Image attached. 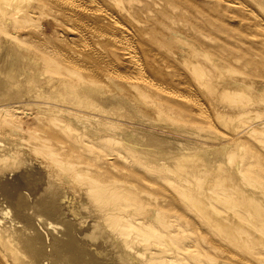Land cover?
Segmentation results:
<instances>
[{"label":"bare ground","instance_id":"6f19581e","mask_svg":"<svg viewBox=\"0 0 264 264\" xmlns=\"http://www.w3.org/2000/svg\"><path fill=\"white\" fill-rule=\"evenodd\" d=\"M155 5L153 0H0V40L3 42L0 45V91L30 86L34 81H41L49 93L56 90L58 85L65 87L75 103L80 104L79 101L85 97L83 101L97 102L107 110L120 107L139 114L141 112L136 110L135 102L128 100L122 93L131 89L138 100L151 102L161 113H201L204 104L194 92L193 95L190 94L192 91L189 87L176 91L168 87L169 85L165 86L163 80L153 74L155 68L142 39L144 14L154 11ZM43 15H46L55 27H66V35L56 33L57 39H49L50 34L44 32L42 26L36 22V18ZM10 26L14 27L16 33L10 32ZM199 47L197 48L204 51L208 58L206 48ZM31 72L35 74L32 75ZM156 72L159 76V71ZM58 94L56 93L60 96ZM51 98H47V103H57L60 97ZM225 98L232 100L227 95ZM245 109L240 105L235 117H244ZM42 111L49 114L46 108ZM208 117H205V120ZM235 117L225 113L216 118L229 128V123L232 125ZM47 119L53 121L52 118ZM82 127L79 128L81 131ZM64 130L68 140H60L59 144L62 146L56 153L46 156L56 165L59 172L66 170L69 179L72 182L76 180L85 190L80 201L74 198L69 200L66 198L69 194L62 193L63 197L58 201L60 216L57 214L55 220V213L53 214L54 220L58 222L55 240L63 238V242L65 241L62 245H57L61 252L60 262L80 264L78 251L82 248L75 245L79 241L67 238H71V232L77 224L74 220L77 213L75 204L86 208V204L92 203L91 206L96 208V211L90 209L91 213L94 211L90 223L92 231L85 233V236L96 238L110 228L109 231L115 239L112 243L127 248L126 252L123 251L124 255H120L122 264H184L190 249L200 251L197 247V235L196 240L191 238L187 242L177 239L178 228L175 227L174 220L169 221L166 218L177 219L178 215H181L178 210L180 203L190 205L197 216H205L203 210H200L202 197L210 198L216 206L220 204L224 208L236 205L237 216H244L245 210H252L253 215L261 214V225L264 226V169H261L263 173H254L252 168L254 165L260 167L259 164L263 167L254 151L257 148L247 152L245 161V153L240 155L241 159L237 164L234 160L237 167L234 175H213L221 170L222 157L226 154L237 155L233 152V146L240 143L235 136L229 135L230 141L237 140L232 146L227 144L212 149L213 154L219 158L216 160L217 165H211L204 158L205 154L196 147L186 148L176 144L171 149L172 152H168L158 144L146 141L144 137H135L136 134L131 133L133 131H123L122 135L128 139L125 142L117 140L112 134L97 135L92 131L94 135L88 137L75 129ZM108 144L109 148H105ZM191 169L201 170L204 176H208L198 179L202 184L205 183L203 188L193 186L192 178L188 175ZM208 178L209 182L206 180ZM255 178L261 181L262 186L251 185L259 182H252ZM12 183L13 187H18L14 186L16 181ZM51 183L50 192L46 194L45 200L43 198L44 205L38 208L39 214L36 215L46 224H50L47 211L54 207L53 204L62 195L58 196V191L62 189ZM219 186H228L231 190L222 194L217 191ZM8 196L0 192V264H40V259L44 258L42 253L45 244L34 225H30V221L29 224L24 223L26 217L24 218L22 213L28 204L26 195L19 191L15 196L12 195L14 201L11 199L13 202L10 203L8 200L12 205L8 204L11 207L7 209L5 204L8 203ZM49 197L56 200H49ZM12 214L14 222L3 220L4 216ZM192 221L188 218L189 226L194 232ZM80 222L85 221L82 219ZM254 224L257 225L255 221ZM240 225L245 227L243 222ZM214 227L220 229L222 223L215 222ZM84 247L88 248L87 244ZM37 248L42 250H36ZM29 249L30 252H27Z\"/></svg>","mask_w":264,"mask_h":264},{"label":"rangeland","instance_id":"374dc122","mask_svg":"<svg viewBox=\"0 0 264 264\" xmlns=\"http://www.w3.org/2000/svg\"><path fill=\"white\" fill-rule=\"evenodd\" d=\"M153 1L156 3L154 11L144 14L145 25L142 39L155 68L153 74L159 80H163L165 86L169 85L168 87L176 91L189 87L192 91L190 94L195 93L194 95L204 104L203 111L206 113L203 111L195 115L187 111L161 113L151 102L138 100L131 89H126L122 93L128 100L135 102L136 110L141 112L140 115L133 110L128 112L127 109L120 107L107 110L97 102L83 101L85 97L79 101L80 104L75 103L72 101V96L68 94V90L61 85H58V88L54 89L50 95L51 93L42 86L41 81H34L30 86L0 91V192L9 195L7 200L5 198L8 202L5 204L7 209L14 201L12 195L15 196L18 191L25 193L28 204L22 213L23 217H26L24 223L29 224L30 221V225H34L36 231L42 235L45 244L42 253L44 258L40 259V264H65L60 262L61 252L57 246L65 241L63 242V238L55 240L58 227V222L55 221L56 215L60 216L61 212L58 201L62 199L64 193L69 194L66 196L69 200L74 198L80 201L84 196L83 188L85 187L79 185L76 180L72 182L66 170L59 172L56 165L46 156V154L56 153V150L62 146L59 144L60 140H68L64 128L75 129L88 137L94 134H112L111 136L117 140H125V142L128 139L122 135L123 131H133L131 133H135V137H144L146 141L154 145L158 144L168 152L176 144L186 148L196 147L205 154L204 158L211 165H217L216 160L219 158L213 154L212 149L227 144L232 146L237 140L230 141L229 138L235 136L240 143L233 146V152L237 155L226 154L228 157L226 155L222 157L224 171L221 168L218 174L213 175L224 173L234 175L237 161L240 162L241 159L240 155L246 154L245 161L247 152L254 150L255 147L257 149L254 151L263 167L259 164L260 167L254 165L252 168L254 173H263L261 169H264V1L236 0L234 3V0H216L219 3L215 0ZM256 21L260 22L254 23ZM36 22L42 26L41 29L44 32L50 34L49 39L52 40L57 39L56 33L64 36L68 31L66 27H55L46 15L36 18ZM11 27L10 32H15L14 27ZM1 41L0 45L3 44ZM199 46L206 48L208 58L204 55V51L198 49ZM156 71H159V76ZM31 74L34 75L35 72ZM182 79L185 80L182 81ZM54 92L59 93L60 96ZM225 95L229 96L233 102L228 101ZM50 97L51 99L60 97L59 102L47 103L49 102L47 98ZM240 105L246 108L245 116L248 117L241 116L242 119L235 117ZM43 108L49 110V114L44 113ZM225 113L235 117L234 123L232 125L229 123L230 130L216 118L219 114ZM48 117L53 121L48 120ZM205 117L210 119L205 120ZM81 127L82 131L79 129ZM125 145L129 146V144ZM109 146L108 144L105 148ZM188 175L192 178L194 187L201 189L205 186V183L203 186L198 180L208 177L204 176L201 170L191 169ZM149 176L154 179L153 176ZM209 179L206 180L209 182ZM13 181H16L14 186L18 185L19 188L13 187ZM256 181L259 180L257 178L252 180L257 183ZM50 183L62 189L58 191V196L63 194L53 204L54 207L49 210L50 213L47 211L50 224H46L36 215L39 214L38 208L44 205L43 198L45 200L46 194L50 192ZM260 184L261 181L251 185L262 186ZM230 190L228 186L217 188V191L222 194L229 193ZM76 193H79L78 196ZM1 199L4 200L3 197ZM201 200L203 204L200 210H203L205 216H197L190 205L180 203L178 210L181 215H178L177 219L176 217L166 218L169 221L174 220L173 223L178 228L177 239L187 242L191 238L195 240L198 238L197 247L200 251L190 249L185 256L184 264H204V262L205 264H264L262 215L257 213L253 215L252 210H245L244 216H237L236 205L224 208L220 204L216 206L210 198L202 197ZM91 204H86V208L75 204L77 213L74 220L77 227L75 225V229L71 232V238L67 237L79 241L75 243L82 248L78 251L79 263L122 264L120 255L121 253L124 255L123 251L126 252L127 248L112 243L115 239L109 231L110 228L101 232L96 238L85 236V233L92 231L90 223L94 211L92 214L90 209L96 211ZM14 214L4 216L3 220L14 222ZM188 218L193 220L194 232L189 226ZM82 219L85 222H80ZM254 221L258 226L254 224ZM215 222L222 223V228L214 227ZM242 222L245 227L240 225ZM86 244L88 248L84 247ZM27 252H30V249Z\"/></svg>","mask_w":264,"mask_h":264}]
</instances>
